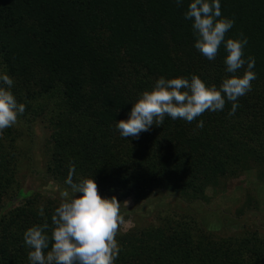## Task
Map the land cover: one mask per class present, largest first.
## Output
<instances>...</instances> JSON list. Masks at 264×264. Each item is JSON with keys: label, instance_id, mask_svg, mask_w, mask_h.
Masks as SVG:
<instances>
[{"label": "trees", "instance_id": "trees-1", "mask_svg": "<svg viewBox=\"0 0 264 264\" xmlns=\"http://www.w3.org/2000/svg\"><path fill=\"white\" fill-rule=\"evenodd\" d=\"M190 2L0 0V73L14 80L11 91L24 113L48 114L47 174L55 182L67 187L74 165V182L94 179L102 198L147 199L160 192L194 202L254 170L264 180V0H220L221 18L235 21L226 39L242 34L248 40L244 58L256 61L252 91L239 98L234 115L226 102L222 112L206 111L191 123L165 117L138 139L116 131V122L128 119L160 77L196 75L217 88L231 78L223 45L213 61L194 48L192 22L184 19ZM201 120L203 128L197 127ZM15 143L11 130L0 137V264H29L24 232L47 223L51 237L59 207L19 190L27 202L1 214L15 184ZM262 234L217 238L164 221L118 232L115 264H264Z\"/></svg>", "mask_w": 264, "mask_h": 264}, {"label": "clouds", "instance_id": "clouds-1", "mask_svg": "<svg viewBox=\"0 0 264 264\" xmlns=\"http://www.w3.org/2000/svg\"><path fill=\"white\" fill-rule=\"evenodd\" d=\"M175 3L180 6L183 0ZM221 16L220 0H191L184 19L192 22L194 48L207 60L213 61L223 45L227 53L225 71L232 74L231 78L224 79L217 88L206 85L196 75L191 79L160 77L151 91L143 92L132 105L128 119L116 122L121 138L138 139L153 125L161 126L165 117L191 123L206 111L222 112L226 102L232 103L229 115L235 114L239 98L252 91L256 61L251 56L244 58L248 40L242 34L240 39H226L235 21ZM241 69L243 75L237 76ZM13 86L14 80L7 73H0V133L14 126L25 112V105L18 104L11 91ZM203 126V120L199 121L197 127ZM75 170L74 165L70 166L65 180L71 198L61 203L51 218V237L47 223L33 226L23 234L29 264H115L119 257L121 248L116 236L125 223L121 203L116 197L102 198L94 179L74 182ZM64 196H69V192L65 191ZM40 214H44L43 207Z\"/></svg>", "mask_w": 264, "mask_h": 264}, {"label": "rangeland", "instance_id": "rangeland-1", "mask_svg": "<svg viewBox=\"0 0 264 264\" xmlns=\"http://www.w3.org/2000/svg\"><path fill=\"white\" fill-rule=\"evenodd\" d=\"M44 116L38 118L23 113L14 126L0 133V137L4 138L5 132L11 130L17 156L15 184L3 202L2 215L27 202L19 196V190L25 195L50 199L59 206L71 198L68 187L61 186L47 174L52 131L48 114ZM65 191L69 192V196H64ZM206 195L208 200L194 202L160 192L147 199L117 196L121 203V215L125 219L118 232H139L158 227L164 221H176L210 232L217 238L240 237L259 230L264 239V180L257 170L230 180L224 187L209 188Z\"/></svg>", "mask_w": 264, "mask_h": 264}]
</instances>
